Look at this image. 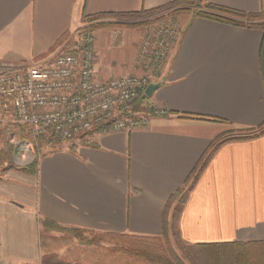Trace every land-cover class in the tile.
Returning <instances> with one entry per match:
<instances>
[{
    "label": "crops",
    "instance_id": "obj_1",
    "mask_svg": "<svg viewBox=\"0 0 264 264\" xmlns=\"http://www.w3.org/2000/svg\"><path fill=\"white\" fill-rule=\"evenodd\" d=\"M177 0H0V63L30 65L65 49L83 15L163 8ZM255 13L264 0H208ZM147 102L165 108L132 130L73 137L39 157L36 173L0 175V264L41 261L40 220L94 234L158 236L183 188L226 127L264 122L262 32L191 14ZM100 79L140 74L138 34L94 32ZM142 103L139 113L143 110ZM211 119H220L219 122ZM229 123V124H228ZM184 243L264 241V134L221 144L177 215ZM48 231V230H46ZM44 231V232H46Z\"/></svg>",
    "mask_w": 264,
    "mask_h": 264
},
{
    "label": "built area",
    "instance_id": "obj_2",
    "mask_svg": "<svg viewBox=\"0 0 264 264\" xmlns=\"http://www.w3.org/2000/svg\"><path fill=\"white\" fill-rule=\"evenodd\" d=\"M180 32L170 16L146 30L136 52L138 75L98 78L94 32L83 24L52 59L21 66L0 63V134L28 158L37 140L67 142L104 121L109 125L102 133L147 126L151 116L168 111L147 102V113H139L135 103L162 75Z\"/></svg>",
    "mask_w": 264,
    "mask_h": 264
},
{
    "label": "trees",
    "instance_id": "obj_3",
    "mask_svg": "<svg viewBox=\"0 0 264 264\" xmlns=\"http://www.w3.org/2000/svg\"><path fill=\"white\" fill-rule=\"evenodd\" d=\"M200 0H177L171 3V5H179L183 3H195ZM163 8L142 10L139 12L131 13H100L94 15H83L81 22L86 25L90 30H94L98 25L94 24L97 20L104 17H126L139 13L152 14L157 11H162ZM189 9L181 8L173 10L169 15L176 16L181 13L188 12ZM195 13L198 16L227 23L240 27H248L258 29L262 32V39L259 47V68L262 76L263 90H264V9L255 13H246L237 9L225 7L222 5L214 4L208 0H202V3H197ZM149 98L146 96H140L135 103V110H138L142 103H147ZM145 110V107H143ZM214 121L225 122L220 119H211ZM226 123V122H225ZM227 124V123H226ZM229 124V123H228ZM108 122H102L95 125L91 131L80 134L82 137L85 135L101 132L104 128L108 127ZM232 131H237L240 135H231L229 133H221L217 135L210 145L209 151L204 154L200 162L194 169L192 176L186 182L185 186L175 191L168 199L161 218V233L158 236L146 237L136 236L128 234H94L92 238H88L83 235L84 232H92L84 229H75L62 227L55 224L49 219L43 218L40 220V240L42 233L46 230H59L67 231L72 236L77 238L79 242L86 244H97L99 241L106 240L112 243V251H117L123 254H128L133 257L141 258L148 264H264V241H228L217 243H198L188 245L182 241L179 236L178 228L176 226V232L173 234L175 246L179 252L177 254L172 248L169 236V229L171 223L168 221V209L174 200L180 198V207L175 216L177 223V215L180 212L181 206L185 202L188 191L192 188L193 183L202 171L203 167L207 163L212 153L223 143L236 140V139H249L255 138L264 134V122L256 127L248 128H235ZM233 133V132H232ZM78 135V136H80ZM37 162H33L26 168V172L29 174L36 173ZM42 245V243H41ZM43 264H76L69 262L56 263L44 262Z\"/></svg>",
    "mask_w": 264,
    "mask_h": 264
},
{
    "label": "rangeland",
    "instance_id": "obj_4",
    "mask_svg": "<svg viewBox=\"0 0 264 264\" xmlns=\"http://www.w3.org/2000/svg\"><path fill=\"white\" fill-rule=\"evenodd\" d=\"M197 3H202V0L195 1L193 4L183 3L179 5H171L170 8H167L168 10L162 9V11L160 10L152 14L139 13L126 17H104L94 22V24H97L98 26L91 31L96 33L105 32L107 35L112 37L114 42H116L125 32L138 34L139 40L136 44L137 52L139 41L145 37L146 30H148L150 26L157 24L166 16L174 17L177 21L178 17L183 15L191 14L198 16V14L195 13ZM181 8H187L189 11L179 14L177 17L169 15V13L173 10ZM140 74H142V71ZM226 128L227 130L222 133H229L236 136L240 135L237 131H232L233 133L231 132V130L235 129V127ZM78 135H76V137ZM25 139L30 141L29 137H26ZM61 143V141L49 142V140L46 139L37 140L33 143L31 154L28 158L26 156L22 158L16 148V145L10 143L8 136L2 132L0 134V175L10 169H19L26 172L25 170L29 165L33 162L36 163L39 157L51 152ZM179 207L180 198H177L169 206L167 213L168 221L171 223V228L169 229L170 242L172 248L177 254H179V252L175 246L173 234L176 232L177 223L175 216ZM83 235L88 238L95 236L94 233L90 234L89 232H84ZM41 243L42 256L41 261L38 264H43L46 261L51 263L64 261L76 264H148L141 258L112 251V243L106 240L99 241L97 244L89 245L79 242L77 238L72 236L69 232L63 230H48L43 232Z\"/></svg>",
    "mask_w": 264,
    "mask_h": 264
},
{
    "label": "water",
    "instance_id": "obj_5",
    "mask_svg": "<svg viewBox=\"0 0 264 264\" xmlns=\"http://www.w3.org/2000/svg\"><path fill=\"white\" fill-rule=\"evenodd\" d=\"M162 85V81L161 80H157V81H151L149 82V84L147 85L146 89H145V95L147 98H151L153 93L160 88Z\"/></svg>",
    "mask_w": 264,
    "mask_h": 264
}]
</instances>
